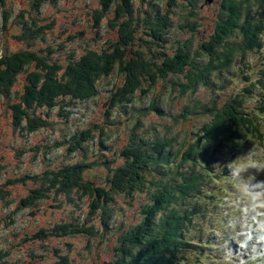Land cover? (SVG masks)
<instances>
[{
	"label": "trees",
	"instance_id": "obj_1",
	"mask_svg": "<svg viewBox=\"0 0 264 264\" xmlns=\"http://www.w3.org/2000/svg\"><path fill=\"white\" fill-rule=\"evenodd\" d=\"M46 1L53 0H31L30 17L21 21L23 32L17 37L29 47L17 51L4 47L0 56V98L11 100L14 125H22L32 133L52 125L45 117L55 110L69 126L71 111L78 103L97 99L102 81L113 75L117 79L105 96L103 118L88 120L73 130L70 126L72 132L64 133L56 144L44 146L52 149L64 140L69 143V151L77 152V159L9 180L33 181L29 194L20 200L21 206H37L50 197L56 202L52 207L64 202L74 206L69 220L41 228L32 237L84 236L88 246L95 239L104 241L109 238L107 229L116 226L112 216L118 198L132 199L145 192L149 200L142 204L140 222L122 231L117 227L115 254L103 264H177L181 260L185 261L181 264H192L188 256L198 260L199 248L206 247L203 235L198 233L213 224L210 215L215 208L211 203L214 196H207L209 188L220 175L227 178V174L214 169L215 160L227 148L250 137L264 142L258 112L264 111V0H221L214 30L194 52L190 40L174 44L169 37L177 8L188 7L181 27L187 24L196 30L199 8L194 0H168L166 4L148 0L145 6L136 5L145 0H100L101 6L92 13L94 33L89 40H97L104 33V19L111 35L102 45L86 48L82 54L69 52L64 60L55 56L64 48L63 43L57 47L32 45L33 39L43 38L44 30L54 24L40 25L39 17L32 15ZM2 12L6 29L10 12L6 7ZM78 34L82 36L84 31ZM75 37L70 35V39ZM253 52L262 53L259 63H247ZM240 62L250 71L244 77L249 82L244 90H260L261 100L255 112L244 108L241 95L221 106L215 100L186 104L182 117L200 113L210 116L198 133L191 132L196 134L191 140L171 137L168 126H164L166 132L156 124L146 127L141 117L135 116L137 97L150 94L158 81L170 83L172 92L180 96L191 97ZM23 73L22 87L14 91ZM171 74L182 75L183 79L169 77ZM155 106L154 99L147 109ZM128 112L127 121L119 119ZM121 122L131 128L125 141L114 147L112 136L124 129ZM175 141L179 143L176 148ZM95 168H102L103 174L86 177L85 172ZM194 231L196 234H192ZM59 251L55 250L56 264H70Z\"/></svg>",
	"mask_w": 264,
	"mask_h": 264
},
{
	"label": "rangeland",
	"instance_id": "obj_2",
	"mask_svg": "<svg viewBox=\"0 0 264 264\" xmlns=\"http://www.w3.org/2000/svg\"><path fill=\"white\" fill-rule=\"evenodd\" d=\"M148 0L142 4L145 6ZM165 4L168 0H158ZM181 2V0H177ZM199 11L195 21L198 23L196 30L185 24L184 14L188 7L176 9L174 15V27L171 29L170 38L191 41L194 52L199 49L201 42L214 30L215 20L221 8V0H194ZM101 6L100 0H53L46 1L39 12L32 15L39 17L40 25L54 22L50 29L42 37L32 40L34 47L63 43L64 48L55 52V56L65 59L69 52L82 54L86 48L98 47L108 37L109 29L106 19L101 21L103 34L97 40H89L93 35L92 25L93 10ZM2 8L10 12L7 28L2 25V50L7 47L9 51H17L29 47L24 39L18 38L23 32L22 20L30 17L31 0H4ZM168 8V6H166ZM262 11H264L262 9ZM22 14V15H21ZM28 26H31L30 24ZM29 28V27H28ZM84 31L81 36L78 34ZM107 30V31H106ZM115 33V31H114ZM71 34L76 37L70 39ZM264 52V34H263ZM262 53L249 54L247 63H259ZM257 66V65H256ZM252 67V66H251ZM249 67L241 62L231 70L226 71L220 77H214L215 82L211 86H202L198 94L193 96H180L178 92H172V85L166 81H158L153 90L147 96L137 97V112L146 127L152 124L159 125L162 132H166L164 126H168L167 133L178 140L192 139L191 132H199L201 125L210 118L207 114H185L183 107L186 104L194 105L196 101L208 102L215 100L218 106L236 95L243 96V106L248 110L256 111L261 100L258 90L250 93L244 90L249 82L244 78L249 73ZM180 76V77H179ZM173 75L182 80V75ZM113 75L102 81L100 94L97 99L78 103L71 111L69 126L65 125V117L58 111H51L45 117L52 125L41 127L28 133L22 125H14L13 113L9 107L11 100L0 98V264H56L59 253L66 255L70 264H103L106 259L113 258L114 246L117 244V227L125 230L140 222L142 218V204L149 200L148 194L143 192L128 199L119 197L116 202V211L112 216L114 227L107 229L106 238L99 242L95 239L91 246L87 244V238L77 235H65L59 237L34 238L32 235L41 228H49L57 223L69 220L74 208L72 203L64 202L62 206L52 207L56 202L50 198L41 201L37 206H21V198L27 196L33 187V181L12 182L9 180L20 178L24 175H34L46 169L56 168L66 162L78 158L76 151H69V143L63 142L52 149L44 146L54 145L69 132L72 127L86 123L88 120H98L104 117L107 104L105 96L109 94L111 85L116 81ZM25 80L24 73L18 77V83L13 90H20ZM253 91V90H252ZM195 97V98H194ZM194 98V99H193ZM155 99V108L147 109ZM256 108V109H255ZM140 110V111H139ZM142 112V115L139 113ZM264 131V111L260 110ZM181 114V115H180ZM130 112L119 116L120 120H128ZM71 126V127H70ZM121 128L112 136L114 147L122 144L131 126L125 128V122L120 123ZM140 129V128H139ZM70 130V132H72ZM197 132V133H198ZM175 148L179 146L174 142ZM214 163V169L220 175L215 184L209 188L207 196L213 195L212 207H215L211 217L213 224L203 230V247L200 249L198 260L189 255L192 264H264V246L256 250V245L261 242L264 228V142L250 137L248 141L237 142L234 146L224 150ZM102 168H95L85 172L88 178H98L103 174ZM260 179H263L260 181ZM258 184L252 185V183ZM208 200V197H207ZM255 231V232H253ZM194 231L192 234H196ZM247 233V234H246ZM261 235H260V234ZM206 244H205V243ZM211 245H210V244ZM262 244V243H261ZM210 245V246H209ZM185 263L184 260L177 264Z\"/></svg>",
	"mask_w": 264,
	"mask_h": 264
},
{
	"label": "water",
	"instance_id": "obj_3",
	"mask_svg": "<svg viewBox=\"0 0 264 264\" xmlns=\"http://www.w3.org/2000/svg\"><path fill=\"white\" fill-rule=\"evenodd\" d=\"M209 2H211L212 0H208ZM2 0H0V56L2 53V44H1V40H2V19H3V12H2Z\"/></svg>",
	"mask_w": 264,
	"mask_h": 264
},
{
	"label": "bare ground",
	"instance_id": "obj_4",
	"mask_svg": "<svg viewBox=\"0 0 264 264\" xmlns=\"http://www.w3.org/2000/svg\"><path fill=\"white\" fill-rule=\"evenodd\" d=\"M263 228H264V225L262 226ZM253 232H255V231H253ZM260 234V233H259ZM261 235V234H260ZM262 236V240H261V242H262V244H259L260 246H264V233L261 235ZM264 250H262V252H263Z\"/></svg>",
	"mask_w": 264,
	"mask_h": 264
}]
</instances>
